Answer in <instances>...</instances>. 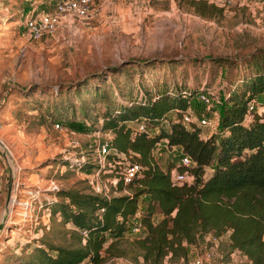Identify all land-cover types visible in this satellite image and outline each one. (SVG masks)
<instances>
[{
  "label": "rangeland",
  "instance_id": "rangeland-1",
  "mask_svg": "<svg viewBox=\"0 0 264 264\" xmlns=\"http://www.w3.org/2000/svg\"><path fill=\"white\" fill-rule=\"evenodd\" d=\"M58 1L0 0V264H25L34 247L48 242H75L70 223L52 218L45 200L60 199L54 195L58 188L92 191L97 168L68 170L63 159H85L83 153H89L96 161V132L102 139L113 136L109 129L95 128L105 107L164 89L196 88L204 81L221 97L224 82L246 74L247 58L264 47V0H206L214 6L201 7L203 13L194 0H92L87 16L65 15L53 33L38 39L29 35L25 20L54 12ZM221 58L230 64L214 61ZM253 103L258 111L263 107L264 91ZM55 106L67 112L62 129L54 126L60 120L51 115ZM220 106L191 102L193 113L208 112L212 120ZM84 116L94 120L89 133L70 127ZM153 155L162 169L178 161L163 143ZM123 157L124 169L129 159ZM109 172L101 173L104 180L118 179ZM106 184L109 195L119 193L117 183ZM140 230L139 216L131 217L124 237L110 252L101 251L98 264H144L130 243ZM226 239L219 240L225 259L215 257V264H227ZM164 264L175 263L167 259Z\"/></svg>",
  "mask_w": 264,
  "mask_h": 264
},
{
  "label": "trees",
  "instance_id": "trees-1",
  "mask_svg": "<svg viewBox=\"0 0 264 264\" xmlns=\"http://www.w3.org/2000/svg\"><path fill=\"white\" fill-rule=\"evenodd\" d=\"M193 4L201 13L208 5L206 0H194ZM214 61L230 64L231 60ZM244 67L248 71L237 81L224 82L217 125L210 133L204 125L183 119L192 109V100L211 89L206 81L196 88L164 89L153 96L142 94L130 103L105 107L95 128L109 129L113 136L109 163L102 172L110 168L108 175L118 176L114 188L119 193L106 196L74 187L55 189L54 195L60 199H46L45 207L52 218L70 223L75 242L36 246L25 264H80L86 259L98 264L101 251L112 250L138 211L140 235L130 243L137 250L135 257L140 254L144 264H164L167 259L186 264L195 248L206 242L208 233L220 238L226 235L228 248L239 251L249 264H264V104L246 117L249 103L264 91V47L255 49ZM62 108L55 106L51 115L58 116L56 122L63 125L67 112ZM90 120L84 116L69 124L89 133ZM161 143L172 149L178 160L188 154L196 162L189 168L191 180L174 181L169 167L158 166L153 151ZM83 154L84 160L69 157L63 164L68 170L94 171L98 163L89 153ZM123 155L128 157V165L140 164L127 183L121 178ZM124 189L128 192H122ZM143 196L147 198L145 206ZM82 230L86 231L83 242Z\"/></svg>",
  "mask_w": 264,
  "mask_h": 264
},
{
  "label": "built area",
  "instance_id": "built-area-1",
  "mask_svg": "<svg viewBox=\"0 0 264 264\" xmlns=\"http://www.w3.org/2000/svg\"><path fill=\"white\" fill-rule=\"evenodd\" d=\"M91 1L92 0H60L57 3V10L54 12L43 13L35 17H28L25 20L24 27L26 28V31L29 35L37 39L42 38L43 36L51 34L55 31L62 16H87ZM197 100L208 106L210 103H220V96L212 89H209L207 91L200 92L197 96ZM253 108L254 103L250 102L248 105L247 118L251 116L250 111ZM261 109H263V107H261L259 110ZM183 119L187 122H194L199 125L213 128H215L217 125V113L212 120L205 114L202 117L198 116L196 113L192 112V109H190L183 114ZM54 126L59 127L60 129L63 128V125L59 122H55ZM95 135L99 139L98 145L96 147V162L98 163V167L93 172L92 178L90 179V185L92 191L109 196L110 191H108L106 183L110 182L116 185L118 179L111 177L104 180L101 176V173L102 168H104L105 165L109 163L107 161V155L111 149L110 143L112 136L102 139L99 131H97ZM81 157L84 158V156ZM195 164L196 162L188 154H182L178 160V163L170 169L171 179L174 181L191 180L193 178V174L189 171V168ZM139 170L140 164L138 163H131L126 166L121 176L123 182H129ZM136 215L140 216V212L138 211L134 216ZM82 232L86 235L85 230H82ZM208 234L209 236L206 238V242L195 248L193 255L191 258H189L186 264H215L214 261L212 262L213 258L216 257L221 260L225 259L221 248H219L220 237L214 236L211 233ZM226 262L227 264H249L245 256L241 255L239 251L233 249H229Z\"/></svg>",
  "mask_w": 264,
  "mask_h": 264
}]
</instances>
